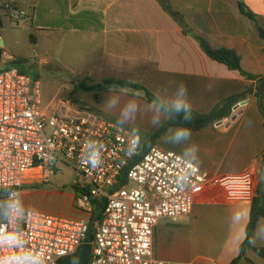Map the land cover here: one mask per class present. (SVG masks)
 <instances>
[{"label": "crops", "instance_id": "0c3cea01", "mask_svg": "<svg viewBox=\"0 0 264 264\" xmlns=\"http://www.w3.org/2000/svg\"><path fill=\"white\" fill-rule=\"evenodd\" d=\"M46 1L43 5L37 1L30 15L31 25L46 34L53 56L57 49L65 50L66 45L69 49L91 46L84 64L73 68H85L76 69L83 79L113 78L138 83L165 105L182 99L199 114L210 112L226 97L248 90L247 96L236 103H241L237 110H233L236 104L232 107L228 118L191 131V139L180 142H175L174 135L182 127L174 128L156 146L183 157L185 150L195 144L197 159H184L191 160L201 171L231 175L250 170L255 176V188L260 184L264 192V118L255 96L257 83L211 60L192 37L202 36L215 49L236 51L245 71L264 75V41L254 22L238 9L239 2L244 4L264 28V0ZM161 2L180 14L183 26L163 10ZM4 62L9 61L1 57ZM182 84L188 89L186 95L180 93ZM111 96L118 99L115 107L108 104ZM72 98L94 110L102 120L142 140L166 118L140 93L118 87L103 90L98 102L92 92L77 91ZM128 103L135 105V110L125 116L122 109ZM260 103L264 107V93ZM235 112L239 114L231 120ZM34 183L27 179L24 186ZM249 209L250 201L218 190L205 192L194 202L190 214L157 222L154 258L172 264H230L239 256L245 240ZM252 244L264 248V218L257 222ZM257 259L260 257L248 249L237 264H256Z\"/></svg>", "mask_w": 264, "mask_h": 264}, {"label": "built area", "instance_id": "2783aa9c", "mask_svg": "<svg viewBox=\"0 0 264 264\" xmlns=\"http://www.w3.org/2000/svg\"><path fill=\"white\" fill-rule=\"evenodd\" d=\"M2 16L18 21L26 13L14 0H0ZM142 145V139L72 97L45 112L37 79L16 68L1 69L0 205L20 201L27 179L49 183L67 168L75 175V205L87 218L73 221L32 211L0 215V264H20L17 257L23 264H58L86 244L90 224L88 264H172L153 256L160 219L190 214L210 190L251 202L252 171L215 175L156 145L146 151ZM97 152L101 163L93 168L90 156Z\"/></svg>", "mask_w": 264, "mask_h": 264}, {"label": "rangeland", "instance_id": "374dc122", "mask_svg": "<svg viewBox=\"0 0 264 264\" xmlns=\"http://www.w3.org/2000/svg\"><path fill=\"white\" fill-rule=\"evenodd\" d=\"M37 1L42 5L47 2L46 0H14L17 8L26 13V17L18 21L2 16L0 52L1 57L6 61L23 60L18 66L30 76L37 75L41 86L42 108L45 112H52L58 100L73 97L74 85L84 80L77 70L84 71L85 68L77 67V70L73 68L78 63L84 64L83 60L91 46L83 44L69 49L66 45L65 50L57 49L56 56H53L49 50L46 34L36 31L30 22L31 12ZM30 34H34L38 38L37 45L29 41ZM7 63L0 62V70ZM74 179V173L63 168L61 172H56L51 176L49 183L35 182L23 186L20 193L23 211H32L73 221L86 219L87 215L75 205V192L72 188ZM255 263L264 264V259H257Z\"/></svg>", "mask_w": 264, "mask_h": 264}, {"label": "trees", "instance_id": "16d2710c", "mask_svg": "<svg viewBox=\"0 0 264 264\" xmlns=\"http://www.w3.org/2000/svg\"><path fill=\"white\" fill-rule=\"evenodd\" d=\"M160 4L165 12L171 15L177 22L181 24V26H183L182 21L180 19V14L178 12L173 11L171 7L166 3L161 2ZM238 9L242 14H244L254 22L258 36L264 41V28L257 23V20L253 15V13L249 11L246 8V6L240 2L238 3ZM1 22L2 21L0 19V25ZM30 22H31V16H30ZM188 32H189L188 30H185V33ZM192 37L197 41L202 52L211 60L225 65L230 70L238 71V73L241 76L245 77L248 80L256 81L257 87H256L255 96L258 100L259 110L261 111L264 118V107L260 103V98L264 93V75H255L245 71L241 66V57L236 51L228 48L215 49L212 48L202 36L192 34ZM29 41L33 44L36 42V38L34 34L29 35ZM0 62H1V52H0ZM21 62H23V60L12 59L7 63L5 67L2 68V70L16 68L20 73L29 75L25 70H23L18 66V64ZM31 77L38 80L37 75ZM112 86H118V88L121 89H127L133 92L140 93L145 101L156 106L160 110L162 105L167 106L157 96H155L147 87L138 83L124 81L120 79H113V78H106L97 81L86 77L84 78L83 81H79L77 84L74 85L72 89V93H75L77 91L92 92L94 101L98 102L100 93L103 90L111 88ZM247 94H248V90H245L243 92L236 93L229 97H226L222 99L217 105L213 107V109L210 112L206 114H199L192 111V119L188 123H186L183 120L184 113H180L179 115H173L170 112H165L161 110L166 116L165 121L148 138L143 140V145H142L143 151H146L152 146L156 145L157 141L162 136H164L166 133H168L170 130L174 128L187 127L191 129V131H197L204 127L212 125L213 123L221 120L222 118L225 117L228 118L231 115L232 107L240 100H243L247 96ZM261 218H264V192L262 190V186L258 184L255 193L252 197V200L250 202L249 217L245 228V240L240 246L239 256L237 257V259H234L230 264H237L238 260L244 256V252L248 249L253 250L260 258L264 259V248L254 246L251 243V241H253L254 238V232L257 222ZM91 233H92V224L88 226L86 244H89L91 242L92 239ZM79 254H80V248L77 250V252L74 255L60 260L58 264H75V261L79 256Z\"/></svg>", "mask_w": 264, "mask_h": 264}, {"label": "clouds", "instance_id": "9594fccd", "mask_svg": "<svg viewBox=\"0 0 264 264\" xmlns=\"http://www.w3.org/2000/svg\"><path fill=\"white\" fill-rule=\"evenodd\" d=\"M118 86H112L110 89L115 90ZM181 95L188 94V89L185 85H181L180 88ZM118 103V99L114 96L109 97L108 104L111 107H115ZM135 110V105L128 103L126 104L122 109V114L127 116L130 112H133ZM161 110L165 112H170L173 115H179L180 113H184L183 120L188 123L192 119V106L190 102L177 99L174 104L169 106H161ZM191 129L187 127L178 128L174 135L175 142H180L182 140H190L191 139ZM198 150V147L193 144V146L190 149L185 150L182 158H188L191 157V160L197 159L196 152ZM191 160H189V163H191ZM90 163L93 168H96L100 163L99 159V153H93L92 156H90ZM13 213H19L23 214V207L20 201L16 199H9L6 201L3 205H0V215H11ZM3 242V234H0V243ZM253 243V241H251ZM18 261H20V264H23V258L17 257Z\"/></svg>", "mask_w": 264, "mask_h": 264}, {"label": "water", "instance_id": "95a60500", "mask_svg": "<svg viewBox=\"0 0 264 264\" xmlns=\"http://www.w3.org/2000/svg\"><path fill=\"white\" fill-rule=\"evenodd\" d=\"M1 44V43H0ZM244 103V101L242 102ZM241 104V103H240ZM240 104H236L233 107V110L236 111L237 108L240 106ZM239 113L235 112L232 116H231V120L234 119L236 117V115H238ZM218 125L222 124V122H218ZM90 250H91V246L89 244H83L80 248V254L77 257L75 264H88V258H89V254H90Z\"/></svg>", "mask_w": 264, "mask_h": 264}]
</instances>
